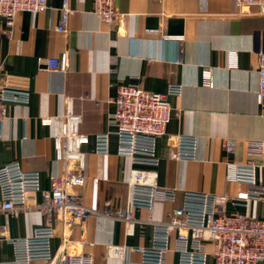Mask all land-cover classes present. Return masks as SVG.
Instances as JSON below:
<instances>
[{"label":"crops","instance_id":"0c3cea01","mask_svg":"<svg viewBox=\"0 0 264 264\" xmlns=\"http://www.w3.org/2000/svg\"><path fill=\"white\" fill-rule=\"evenodd\" d=\"M50 2L44 12L19 13L12 26L0 16V76L20 77L30 91L28 103H11L0 122V167L18 162L41 177V188L28 207L0 211V227H7L9 237H30L52 214L54 254L90 251L93 264H128L138 261L140 254L126 251L114 256L108 247L149 246L152 221L166 220L186 191L210 194L214 208V196L235 197L250 189L246 183L227 180V165L264 164V104L257 99L264 14L257 7L241 13L234 0H116L120 16L109 24L94 13V0H69L75 12L60 32L56 27L63 0ZM63 53L68 55L67 70L49 69L47 59ZM207 69L211 84L204 80ZM125 84L152 92L182 85L180 95L169 96L172 116L157 140L160 163L155 167L158 185L175 188L177 199L157 202L152 211L133 209L130 221L116 213L128 209L129 181L140 166L118 154L115 134L106 154L95 152L94 140L111 129L113 100ZM69 113L79 116L78 131L89 137L82 145L86 180L81 193L94 213L85 221L39 207L52 177L62 171L55 139L62 135ZM177 135L196 137L195 159L170 157ZM258 143L263 152L259 157L252 155ZM257 174L264 183L263 166ZM219 209L264 216V203L252 199L239 203L229 199ZM167 261L177 263L174 251ZM0 264H17L7 239L0 241Z\"/></svg>","mask_w":264,"mask_h":264},{"label":"built area","instance_id":"2783aa9c","mask_svg":"<svg viewBox=\"0 0 264 264\" xmlns=\"http://www.w3.org/2000/svg\"><path fill=\"white\" fill-rule=\"evenodd\" d=\"M241 13H250L257 7L264 14V0H234ZM51 7L50 0H0V16L7 25L12 26L16 16L22 12L41 13ZM60 20L57 31L66 30L69 18L75 10L69 0H63L59 8ZM94 13L100 20L114 24L119 18L116 0H94ZM181 40V36H170ZM67 53L47 59L51 70L66 71ZM211 71H204V80L211 84ZM182 85L170 84L166 92H152L138 84L121 85L114 98L115 110L110 114L111 129L95 136V152H109L111 134L118 142V154L127 156L139 168L133 170L129 181L130 199L125 212L118 211L116 216L125 220L132 219L133 209L153 210L157 202H174L177 191L172 187L159 186L158 172L155 167L160 163L157 154V140L165 133L172 116L170 95H180ZM30 99L27 82L12 75L0 76V122L9 112L11 103L26 104ZM257 99L264 104V52L259 56V89ZM44 119V123H51ZM79 116L69 113L68 122L62 135L55 139L56 158L62 162V171L52 177L51 188L44 191V201L39 207L44 211H54L60 217L85 221L94 211L82 197L81 189L85 184V153L82 145L89 137L79 133ZM253 152V151H252ZM197 154V139L190 135H177L170 149L172 159L192 160ZM262 144L254 148L252 155L262 156ZM264 164L255 161L227 165V180L246 183L250 189L235 197L218 195L213 197L215 207L210 206L212 197L206 192L186 191L181 204L167 214L163 221H152L153 231L147 247L111 245V255L123 256L126 251L138 252V261L128 264H170L169 252L177 255L175 264H264V216L257 218L241 213L228 214L219 207L232 199L236 203L249 200L264 203V183L258 181V168ZM41 188L38 171H25L18 162L0 167V211H16L28 207L33 193ZM7 227H0V241L7 239L15 249L17 264H31L45 261L47 264H93L90 251L79 253L54 254L52 239L55 235L52 214L45 223L34 229L26 238H11ZM85 244L82 242L81 246ZM91 246L92 244L89 243ZM212 259L213 261L211 262Z\"/></svg>","mask_w":264,"mask_h":264}]
</instances>
